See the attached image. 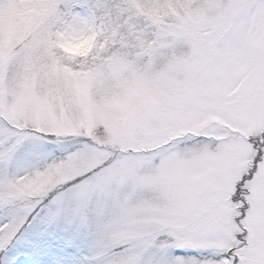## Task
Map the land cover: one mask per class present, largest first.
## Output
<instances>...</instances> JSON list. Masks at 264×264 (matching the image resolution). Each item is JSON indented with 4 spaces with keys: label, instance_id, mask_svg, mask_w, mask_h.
<instances>
[{
    "label": "snow or ice",
    "instance_id": "obj_1",
    "mask_svg": "<svg viewBox=\"0 0 264 264\" xmlns=\"http://www.w3.org/2000/svg\"><path fill=\"white\" fill-rule=\"evenodd\" d=\"M0 264H264V0H0Z\"/></svg>",
    "mask_w": 264,
    "mask_h": 264
}]
</instances>
